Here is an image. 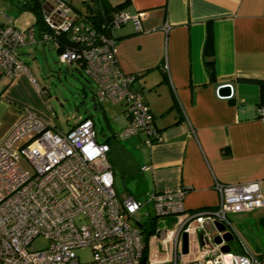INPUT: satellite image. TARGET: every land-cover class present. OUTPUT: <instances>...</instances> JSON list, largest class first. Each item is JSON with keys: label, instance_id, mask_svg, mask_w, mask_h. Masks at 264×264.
Here are the masks:
<instances>
[{"label": "built area", "instance_id": "built-area-1", "mask_svg": "<svg viewBox=\"0 0 264 264\" xmlns=\"http://www.w3.org/2000/svg\"><path fill=\"white\" fill-rule=\"evenodd\" d=\"M54 2L45 8L52 33L39 38L36 27L21 28L12 20L0 27V78L30 73L23 49L40 43L57 47L59 32L69 30L76 46H66L61 61L83 67L99 102L124 106L127 124L116 137L144 133L148 144L159 142L155 115L135 87V76L121 69L112 35L131 19L140 28L143 13L133 18L122 10L106 27L111 33L101 32L92 24H74L71 8ZM258 113L264 120V104ZM97 135L90 117L64 131L26 112L0 141V264H81L78 250L86 248L92 257L83 264H264L230 217L264 207L261 181L217 182L219 204L196 210L186 207L189 190L184 186L153 190L144 200L119 195L111 146ZM168 216L176 217L173 227L163 223ZM154 220L145 258L146 230L153 229ZM227 232L238 241L235 248L225 238ZM36 238L44 239L45 247H31ZM153 244L166 258L152 256Z\"/></svg>", "mask_w": 264, "mask_h": 264}, {"label": "crops", "instance_id": "crops-1", "mask_svg": "<svg viewBox=\"0 0 264 264\" xmlns=\"http://www.w3.org/2000/svg\"><path fill=\"white\" fill-rule=\"evenodd\" d=\"M7 1L0 0V27L11 20L2 18L3 10L17 7ZM107 1L117 6L127 0ZM123 10L133 18L143 15L140 28L131 19L112 30L117 60L126 73L137 75L135 87L155 115L161 140L148 144L144 133L119 140L116 134L127 124L122 105L125 123L106 140L117 193L144 200L153 190L184 186L189 190L186 207L196 210L219 204L217 182L259 180L264 191V120L258 113L264 0H129ZM210 23L216 80H211L204 57ZM31 77L30 69L12 80L0 78V141L26 112L48 115L46 99ZM224 83L234 86L230 98L218 95ZM117 177L127 186L123 192L116 187ZM232 216L264 258V207ZM175 221L168 216L163 223L173 227ZM152 248V256L166 258L156 245Z\"/></svg>", "mask_w": 264, "mask_h": 264}, {"label": "rangeland", "instance_id": "rangeland-1", "mask_svg": "<svg viewBox=\"0 0 264 264\" xmlns=\"http://www.w3.org/2000/svg\"><path fill=\"white\" fill-rule=\"evenodd\" d=\"M14 1L17 3V0H8L7 2L12 4L11 2ZM66 1H72L76 6L83 7V0ZM72 15H74V12L70 11L69 16ZM8 17L21 28L33 24L37 18L34 12L20 10L16 5L14 7L9 5L7 10H3L2 18L8 20ZM131 21L133 20L129 22ZM43 46L33 48L31 53L22 54V59L27 62L34 73L39 86L41 88L45 87L49 91L47 97L44 96L46 99L44 106L48 115H46V119L38 114L39 117L45 122L51 125L56 124L60 129L67 131L74 123L86 115H91L96 124L98 140L106 141L110 136L112 137L113 133L117 132L125 123V117L121 114L122 105H115L110 101L99 102L94 94V82L90 81L84 73L77 69L75 63L62 62L61 55L53 43ZM27 49L28 47L24 48L23 51L26 52ZM117 178L116 187L120 192H123L127 189V186H125L121 177ZM230 217L233 219L232 215ZM233 222L236 224L237 221L234 220ZM165 226H168V223ZM244 238L254 251L251 242L245 236ZM46 243L44 239L36 238L31 247L40 249L45 247ZM237 244L236 239L231 241L233 248ZM78 254L81 264L90 261L92 257L91 250L87 248L78 250Z\"/></svg>", "mask_w": 264, "mask_h": 264}, {"label": "trees", "instance_id": "trees-1", "mask_svg": "<svg viewBox=\"0 0 264 264\" xmlns=\"http://www.w3.org/2000/svg\"><path fill=\"white\" fill-rule=\"evenodd\" d=\"M61 1H64L71 8V11L74 12V15H75L73 18L74 24H92L95 28H97L101 32H105V31L110 32V30L109 29L107 30L106 27H108L109 24L113 23L112 22L113 16L116 13L122 11L123 8L126 5H128V2H129V0H127L125 3L119 4L117 6H112L111 4L108 3L107 0H83L82 1L83 7H78L72 1H66V0H61ZM55 3L56 2H54V0H17V6L19 7L20 10H29L36 14L37 16L36 21L29 26L36 27L39 38H41L44 35L43 33H52L53 31L47 25L48 23L46 22L45 8H47L50 5H54ZM56 40L59 41V44L56 47L59 54L62 53V51L64 50L66 46L68 47L76 46V44L70 37L69 30L60 31L56 37ZM214 53H215L214 52V30H213L212 24L210 23L208 24V33H207V39H206L205 48H204V57H205V64L210 74L211 80H216V66H215ZM76 66H77V69H79L82 73H84L82 66H80L79 64H76ZM126 74H130V73H126ZM130 75L135 76V78L137 77V75L135 74H130ZM88 79L91 81L90 78ZM260 86H261V95H262L261 96V105H262L264 104V81H260ZM40 92L42 93L43 96L47 97V94L49 91L42 87ZM88 117L92 118L91 115H86L82 119H85ZM156 224L157 222L156 220H154L153 227H152L153 229L146 230V235H145L146 249H145V254H144L145 258H147L148 256L149 238L151 234L154 232V228ZM260 257L263 258L262 256Z\"/></svg>", "mask_w": 264, "mask_h": 264}, {"label": "water", "instance_id": "water-1", "mask_svg": "<svg viewBox=\"0 0 264 264\" xmlns=\"http://www.w3.org/2000/svg\"><path fill=\"white\" fill-rule=\"evenodd\" d=\"M217 92H218V95L221 98H230V97L233 96L234 86H233L232 83H224V84H221V85H219ZM221 227L222 226H220V228ZM222 229H223V227H222ZM225 238L227 240H232L233 239V236L229 232H227V233H225ZM216 240L217 241H220V238L217 237ZM184 248H185L184 250L187 251V248H188V235L187 234L184 235Z\"/></svg>", "mask_w": 264, "mask_h": 264}]
</instances>
